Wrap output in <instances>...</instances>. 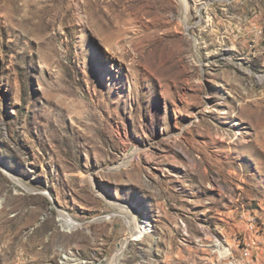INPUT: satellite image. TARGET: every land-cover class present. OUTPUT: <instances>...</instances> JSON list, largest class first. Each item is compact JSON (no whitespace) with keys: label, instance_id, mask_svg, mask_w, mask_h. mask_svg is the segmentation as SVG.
<instances>
[{"label":"rangeland","instance_id":"374dc122","mask_svg":"<svg viewBox=\"0 0 264 264\" xmlns=\"http://www.w3.org/2000/svg\"><path fill=\"white\" fill-rule=\"evenodd\" d=\"M206 235L264 242V0H0V264H200Z\"/></svg>","mask_w":264,"mask_h":264},{"label":"built area","instance_id":"2783aa9c","mask_svg":"<svg viewBox=\"0 0 264 264\" xmlns=\"http://www.w3.org/2000/svg\"><path fill=\"white\" fill-rule=\"evenodd\" d=\"M262 247H264V242L260 238L254 237L252 240H244L242 248L239 250V258H231V251L233 249H230L229 242H227L225 246H216V239L214 238V235H206V246H201L200 250L205 251L207 256L209 253H213L215 251L230 252V259L217 260L216 262H212V264H263Z\"/></svg>","mask_w":264,"mask_h":264},{"label":"bare ground","instance_id":"6f19581e","mask_svg":"<svg viewBox=\"0 0 264 264\" xmlns=\"http://www.w3.org/2000/svg\"><path fill=\"white\" fill-rule=\"evenodd\" d=\"M143 222H147V219L145 221H143ZM72 223H73L74 226L78 225L77 222H73V221L68 222L67 225L71 226ZM180 223L182 225L185 224L182 220H180ZM146 225L147 224H143V225H136L135 224L134 227H132V229H131L130 237H132V239H139L140 237H142L143 231L147 230V226ZM122 248H124V245L120 246V249H122Z\"/></svg>","mask_w":264,"mask_h":264},{"label":"crops","instance_id":"0c3cea01","mask_svg":"<svg viewBox=\"0 0 264 264\" xmlns=\"http://www.w3.org/2000/svg\"><path fill=\"white\" fill-rule=\"evenodd\" d=\"M253 226V223H249V228H251ZM238 232V231H237ZM233 235H235L236 234V232L235 231H233V233H232ZM230 237H233V236H230ZM228 241H229V243H231V241H233V239H228ZM233 243V242H232ZM185 253V252H184ZM198 254L197 255H195L196 257H197V259L200 261L199 263L200 264H205L204 262L206 261V260H209V258H208V256L206 255V252L205 251H199V252H197ZM264 258V257H263Z\"/></svg>","mask_w":264,"mask_h":264},{"label":"water","instance_id":"95a60500","mask_svg":"<svg viewBox=\"0 0 264 264\" xmlns=\"http://www.w3.org/2000/svg\"><path fill=\"white\" fill-rule=\"evenodd\" d=\"M53 202L55 203V201L53 200ZM56 204V203H55Z\"/></svg>","mask_w":264,"mask_h":264}]
</instances>
